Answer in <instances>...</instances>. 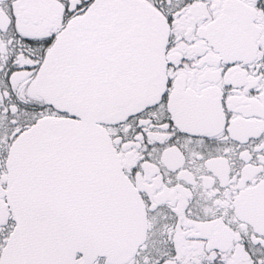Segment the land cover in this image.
Instances as JSON below:
<instances>
[{
  "label": "snow or ice",
  "instance_id": "snow-or-ice-1",
  "mask_svg": "<svg viewBox=\"0 0 264 264\" xmlns=\"http://www.w3.org/2000/svg\"><path fill=\"white\" fill-rule=\"evenodd\" d=\"M0 264H264V0H0Z\"/></svg>",
  "mask_w": 264,
  "mask_h": 264
}]
</instances>
